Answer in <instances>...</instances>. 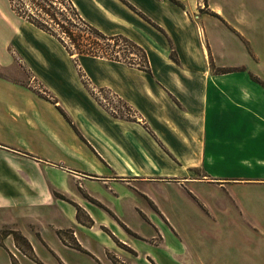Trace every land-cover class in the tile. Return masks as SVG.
Masks as SVG:
<instances>
[{"label": "crops", "instance_id": "crops-1", "mask_svg": "<svg viewBox=\"0 0 264 264\" xmlns=\"http://www.w3.org/2000/svg\"><path fill=\"white\" fill-rule=\"evenodd\" d=\"M87 1H73L83 20L130 39L147 64L65 53L64 70L55 58L2 49L0 210L37 202L39 188V202L58 201L51 213L66 223L39 240L53 254L47 259L9 212L0 228L24 236L39 264H264V51L240 29L253 53L228 58L227 43L219 48L199 21L202 12L224 13L202 0ZM8 11H0L6 25ZM77 57L94 86L136 115L105 108L71 68ZM212 62L231 69L214 71ZM47 149L57 162L41 160ZM135 217L148 221L155 244L131 241ZM201 218L208 224L195 223Z\"/></svg>", "mask_w": 264, "mask_h": 264}, {"label": "rangeland", "instance_id": "rangeland-1", "mask_svg": "<svg viewBox=\"0 0 264 264\" xmlns=\"http://www.w3.org/2000/svg\"><path fill=\"white\" fill-rule=\"evenodd\" d=\"M52 1H54V3H51V0H41V3L43 6L48 8L50 12H57V21H59V23H57V21L55 23L54 20L48 18L47 16L40 18L37 17V19L44 24H47V26L51 29V32L54 34L44 31L43 29L29 22L23 16L19 15L12 8L10 0H0V11L2 8L9 10L8 16L4 17V20L8 23V25L0 20V53L3 49V53L5 54L17 53L24 55L25 59H29L31 61L41 57L55 58L57 60V66L59 68H63L64 70H71L70 65L66 67L61 62V60H63V54L70 53L68 49H70V51L74 52L75 54L79 53L81 55V53H89V55L92 56L100 55L105 56L106 58H119V56L124 57V55L127 56L129 54L131 47L125 42L115 39H105L91 31L89 27L85 25V21L81 17L79 10L75 7L73 2L74 0ZM202 1L203 4L208 5V3H211L220 7L224 13L223 15L218 14L209 16L205 12H202L199 21L206 29L207 36L210 39L218 42L219 48L221 45L220 42H222V44H225L224 42L227 43L226 52H228V58H231L232 61L240 59L242 60L246 58L248 54L253 53V46L250 45L249 42L244 41L245 39L247 40V38L253 40L255 52L257 51L260 54L263 53L264 45L261 43L264 42V0ZM78 2L82 7H89L87 0H78ZM15 4L18 5L19 0H16ZM38 7L40 6L37 3V8ZM94 16L97 19L103 21V18L100 17L98 13H95ZM61 25H64V27ZM240 29L246 34L247 38L241 33ZM64 31H66V33ZM3 41L5 45H2ZM225 48L226 47L224 45L223 51ZM219 55L225 57V52L224 54L219 52ZM75 56L78 55L76 54ZM132 62L133 60L127 59V63ZM211 67L214 71L231 69L217 67L214 62H212ZM71 68H73V70L74 68L77 70L79 77L84 84L90 86L91 91L92 87H96L97 89L104 91L103 87L94 86L95 84L93 85L88 73V66L85 64V62H83L82 58H75L73 61V67ZM0 74H4V70L1 67ZM26 80L28 83H31L30 86L32 88L37 86V84H35V80L33 82L32 73L27 70V68ZM35 90L37 91V87ZM41 93L45 97L51 99L49 94L44 92ZM93 96L97 99L95 94H93ZM120 113L122 115L124 114L123 111ZM46 143L49 147L51 146V143L48 140ZM38 154L42 156L41 160L45 159L48 160V162H57L55 159H52L49 156L50 152H48V149L47 151L40 150L38 151ZM42 192V189L37 188V202L33 199L27 200L26 202H22V204H18L10 209L0 210V215L1 219L3 220L6 219L5 217L9 212L11 217H15L17 220H20L21 229L25 230V232L30 235L32 242L35 244V252L41 259H47V257L53 256V254L42 244H40L39 240L42 239V236L46 237L47 239H53L56 235L55 227H57V225L60 223H66V220L65 222L64 220L59 222L55 220L56 215L54 216L51 213V211H54L58 208V206L55 205L60 204L58 201L47 205L39 202L41 200L39 195L41 196ZM51 193L54 197L67 199L64 193L53 187L51 188ZM28 221L32 222L31 226L35 232L31 230L30 226L28 225ZM132 221L140 230V232L135 236L133 235L134 237L131 239L135 245L140 246L144 244V239L141 238L140 235L144 238H147L149 240L148 242L152 244L154 241H156L155 239H152V234H154V231L151 230L148 221L142 217H135ZM195 223L201 225L208 224V219H196ZM57 232L63 235L65 234L66 229L59 228L57 229ZM16 233L19 232L11 231L10 225L0 228V264L41 263L39 260H34L26 254L25 251H27L28 245L23 238H16ZM9 234L12 235V241L8 239L9 237L7 235ZM199 239L202 243L208 244V241H203L204 238H200L194 234L191 236L192 241L196 240L198 242Z\"/></svg>", "mask_w": 264, "mask_h": 264}, {"label": "trees", "instance_id": "trees-1", "mask_svg": "<svg viewBox=\"0 0 264 264\" xmlns=\"http://www.w3.org/2000/svg\"><path fill=\"white\" fill-rule=\"evenodd\" d=\"M15 1L16 0H10L12 8L19 15L23 16L29 22L33 23L35 26L43 29L44 31H47V32H49L51 34H54V33L51 32V29L47 26V24H44L43 22L39 21L37 19V17L40 18V17L47 16L48 18L54 20L55 23H56V21L58 20L57 12H50V10L48 8L43 6V4L41 3V0H19V4H18L19 6L15 4ZM37 3L40 6L38 8H37ZM51 3H54V1L51 0ZM76 15H78V14H76ZM41 19H43V18H41ZM57 23H59V21H57ZM85 25H87V27H89V29L91 31L96 33L98 36H101L102 38L113 39V40L115 39V40H118V41L122 40V41L126 42L133 50L139 52L141 54V56L143 57L145 64L142 67H144L147 64L145 52L139 46H137L134 42H132L130 39H128L127 37H124L122 35L106 36L105 34L101 33L99 30L95 29L94 27H92L88 23L85 22ZM61 26L64 27V25H61ZM64 32L66 33V31H64ZM69 37H70V34H69ZM68 51L70 52L71 55L75 54L74 52H71L70 49H68ZM76 54L78 56L80 55L79 53H76ZM81 55H89V53H81ZM94 56L105 57V56H100V55H94ZM112 59H118V58H112ZM15 236H16V238L21 237V238L24 239V241L28 245V249H27V251H25L26 254L29 257H31L34 260H36L37 257H36V255H35V253L33 251V248L31 246V244L29 243V241L24 236H22L19 233H16Z\"/></svg>", "mask_w": 264, "mask_h": 264}, {"label": "built area", "instance_id": "built-area-1", "mask_svg": "<svg viewBox=\"0 0 264 264\" xmlns=\"http://www.w3.org/2000/svg\"><path fill=\"white\" fill-rule=\"evenodd\" d=\"M118 59L123 60L125 62H127V59L133 60V62L129 64H135L138 66H143L145 64L141 54L135 50H132V48H130V52L127 56L126 55H124V57L119 56ZM92 93L95 94L97 96V100L112 113L121 114L120 112L123 111L124 116L133 117L136 115L132 108L124 104L112 91L108 89H104L103 91L101 89H97L96 87H92ZM122 264H128V263L124 262Z\"/></svg>", "mask_w": 264, "mask_h": 264}]
</instances>
